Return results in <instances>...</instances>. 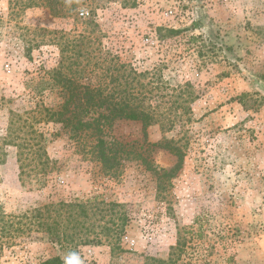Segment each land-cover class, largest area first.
Masks as SVG:
<instances>
[{"label":"rangeland","instance_id":"obj_1","mask_svg":"<svg viewBox=\"0 0 264 264\" xmlns=\"http://www.w3.org/2000/svg\"><path fill=\"white\" fill-rule=\"evenodd\" d=\"M34 2L0 0V264H264V0ZM54 69L131 75L159 123L46 124L31 96Z\"/></svg>","mask_w":264,"mask_h":264},{"label":"trees","instance_id":"obj_2","mask_svg":"<svg viewBox=\"0 0 264 264\" xmlns=\"http://www.w3.org/2000/svg\"><path fill=\"white\" fill-rule=\"evenodd\" d=\"M28 4L25 7L32 8L37 6V2L34 0H26ZM48 5L52 8V13L55 16H60L63 10L57 8L60 1L63 0H48ZM35 5V6H34ZM76 4H73L71 8H68L66 13H72L76 9ZM170 33H175L170 31ZM134 75V74H133ZM129 75L126 77V86L122 87L116 85L112 88L104 87L101 85L81 84L74 77H67L59 69H54L51 72H47L45 77H42V81L38 83L35 92L31 97L32 99L39 98L42 102L39 110L40 120L46 122V124L61 125L62 130H68L71 134H106V129L112 125L114 121L126 120L131 122H139L145 129L150 128L158 124L155 113L151 106H146L144 101L145 93L143 90H139L132 86L129 82ZM136 76V74H135ZM137 77V76H136ZM120 77L113 79V82H118ZM136 78L133 77L131 82H135ZM59 91L63 102L58 105L46 104L45 100L50 97V94ZM38 135V134H36ZM37 139L38 136H35ZM39 138H43L41 134ZM39 145L38 151H32L31 154L37 155L36 160L39 161V165L43 167L42 170H46L49 166V158L45 160L42 157L46 153L43 150V145ZM99 158L102 163L107 167H113L112 160L106 151V143L103 139H99ZM164 148L170 150L174 156L178 158V164L175 167L173 173H169V177L174 175L182 169L185 155L181 149L166 144ZM82 208V212L85 213L84 206H78ZM125 221V220H124ZM50 233L51 242L62 243L61 236L54 233L51 230L50 225H43ZM125 223L123 222L120 231L123 230ZM4 231L5 228H2ZM39 264H66V261L62 257L57 256L51 259L40 262Z\"/></svg>","mask_w":264,"mask_h":264},{"label":"built area","instance_id":"obj_3","mask_svg":"<svg viewBox=\"0 0 264 264\" xmlns=\"http://www.w3.org/2000/svg\"><path fill=\"white\" fill-rule=\"evenodd\" d=\"M83 16V14H81Z\"/></svg>","mask_w":264,"mask_h":264}]
</instances>
